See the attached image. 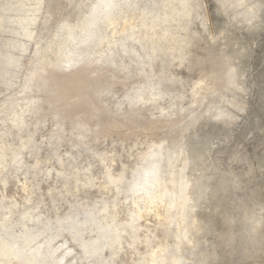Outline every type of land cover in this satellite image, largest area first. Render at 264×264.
Wrapping results in <instances>:
<instances>
[{
	"label": "rangeland",
	"instance_id": "1",
	"mask_svg": "<svg viewBox=\"0 0 264 264\" xmlns=\"http://www.w3.org/2000/svg\"><path fill=\"white\" fill-rule=\"evenodd\" d=\"M100 2L0 0V264H264V0Z\"/></svg>",
	"mask_w": 264,
	"mask_h": 264
},
{
	"label": "bare ground",
	"instance_id": "2",
	"mask_svg": "<svg viewBox=\"0 0 264 264\" xmlns=\"http://www.w3.org/2000/svg\"><path fill=\"white\" fill-rule=\"evenodd\" d=\"M110 1H111V0H101L100 3H101L102 6H103V4H104V7L107 8L108 5H109V3H110ZM105 16H106V15H105ZM72 33H73L72 31H69V35H70V36L72 35ZM72 37H73V36H72ZM87 37H88V36H87ZM83 51H84V50L81 49V50H80L78 53H76L75 55L79 57V55H81V53H83ZM75 55H74V56H75ZM74 56H73V57H74ZM10 252L12 253V250H10Z\"/></svg>",
	"mask_w": 264,
	"mask_h": 264
}]
</instances>
